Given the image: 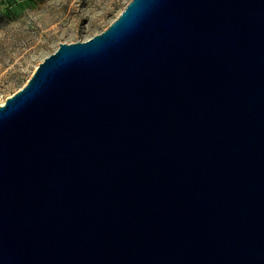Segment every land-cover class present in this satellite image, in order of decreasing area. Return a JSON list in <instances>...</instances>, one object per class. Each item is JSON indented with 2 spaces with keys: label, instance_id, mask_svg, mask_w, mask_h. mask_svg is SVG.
Returning <instances> with one entry per match:
<instances>
[{
  "label": "water",
  "instance_id": "water-1",
  "mask_svg": "<svg viewBox=\"0 0 264 264\" xmlns=\"http://www.w3.org/2000/svg\"><path fill=\"white\" fill-rule=\"evenodd\" d=\"M0 264H264V0H130L0 105Z\"/></svg>",
  "mask_w": 264,
  "mask_h": 264
},
{
  "label": "rangeland",
  "instance_id": "rangeland-1",
  "mask_svg": "<svg viewBox=\"0 0 264 264\" xmlns=\"http://www.w3.org/2000/svg\"><path fill=\"white\" fill-rule=\"evenodd\" d=\"M130 0H0V105L61 42L105 30Z\"/></svg>",
  "mask_w": 264,
  "mask_h": 264
}]
</instances>
